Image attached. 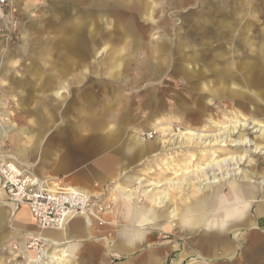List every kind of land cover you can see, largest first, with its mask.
Segmentation results:
<instances>
[{"label": "rangeland", "instance_id": "obj_1", "mask_svg": "<svg viewBox=\"0 0 264 264\" xmlns=\"http://www.w3.org/2000/svg\"><path fill=\"white\" fill-rule=\"evenodd\" d=\"M247 31H251L249 37L256 34V47L264 44L261 42L264 34V0H0V152L14 160L13 157H18L20 150H26L24 157L16 159L17 163L38 176L64 185L59 181L63 179L62 173L65 171L58 170L61 159L58 164L48 160L52 161L55 154L69 150L66 145L71 142L104 139L107 134L104 129L109 127L111 111L114 110L116 123L129 124L131 129L129 127L125 134L122 130L117 131L115 144L103 147L104 151H119L120 139L133 141L137 137L154 144L145 153L147 156L133 154L136 164L128 172L123 170L122 177L95 184L97 193L91 195L105 201L109 211L102 226L94 221L92 227L112 225L115 209L122 201L152 202L155 201V194L163 192L168 193L173 206L174 203L180 204L183 197L192 198L193 201L199 194V180L206 178L202 172V177L198 174L200 167H208L229 157H241L248 151V148L229 147L228 151L223 152L224 148L220 145L213 146V139L228 132L238 120L248 125L264 124V106L256 104L250 113L242 114L237 110L246 107L245 102L222 99L211 104L212 100L206 99L205 102L191 90L189 96L185 95H188L187 91H176L185 107L197 106L194 114H188L191 124H186L183 116L173 114H165L166 118L154 117L157 104L155 81L151 75L157 63V48L168 51L176 41L188 40L191 46H195V54L189 56L198 57L202 65L207 60L218 58V52H222L223 57L231 53L234 56L231 49H243L247 42L242 35L246 36ZM200 33L202 38L196 36ZM213 48L215 50L209 56ZM239 51L235 55L241 56L246 52ZM247 57H241V62L249 60ZM163 58L168 60L167 56ZM222 67H225L223 61ZM191 70L181 61H176L174 72L163 79L180 82L183 78L190 82L195 78ZM41 76L43 80H40ZM255 78L254 83L258 85L255 89H263V75L256 74ZM22 82L21 88L19 85ZM208 87L200 89L207 90ZM168 89L169 94H175L171 86ZM193 89H196L195 84ZM57 90L61 91L59 96ZM167 92L164 93V102L171 104L172 96ZM212 96L221 99L225 95L219 92ZM230 103L235 114L230 112ZM254 108L259 111L256 115ZM188 130L209 137H203V140L195 137L192 141V136L184 134ZM244 130H240L234 138L243 132L252 142L262 144L261 147H252L251 157L240 163L237 175L226 177L228 173L235 174L232 165L223 170L218 167L215 173L220 172L219 177L223 176V180L234 179L240 187L247 188L242 183L245 175L255 181L264 176V142L261 139L264 133L256 132L257 128ZM205 139L212 140L204 144ZM229 141L234 143L233 140ZM66 165L69 167L72 164ZM139 175L144 181L127 188L131 191L126 192L121 188L119 193L114 189L115 185H124L127 176ZM187 178L191 187L183 189ZM168 181L179 183L178 187L172 188ZM152 183L164 185L155 188ZM130 184L133 183L130 181ZM256 186L261 194L264 184ZM6 203L7 200H0V204ZM9 218L4 222L10 224ZM13 231L25 233L11 225L0 228V264L27 263L19 240L6 242ZM51 231L57 232L39 230L31 236L41 238L44 232ZM155 231L162 241L181 243L185 242L186 233H189L179 225L171 233ZM113 237V234L104 236L107 242H112ZM32 238L26 243V249L36 255L42 242ZM43 245L44 250L48 248L45 246L47 243L43 242ZM66 258H63V262Z\"/></svg>", "mask_w": 264, "mask_h": 264}, {"label": "crops", "instance_id": "obj_2", "mask_svg": "<svg viewBox=\"0 0 264 264\" xmlns=\"http://www.w3.org/2000/svg\"><path fill=\"white\" fill-rule=\"evenodd\" d=\"M250 33L251 31H247L246 36L242 35L247 42L244 43L243 49L235 47L231 49V52H234L235 49L245 50L246 52L243 53L248 56L247 59L255 60L258 56L255 50L262 43L256 47V34L249 37ZM197 35L201 37V33ZM251 38L254 40L252 41ZM234 39H232V43ZM261 40L264 42V34H262ZM262 45L264 48V44ZM193 49L195 46H191L188 40L176 41L173 46L169 47L168 51L157 48L158 58L155 60L157 63L152 68L151 75L156 84H154V91L157 108L154 117L163 118L165 114H173L183 116L184 122L191 124V117L188 114H194L197 106L185 107L181 104L182 98L177 96L176 91H187L188 95H185L189 96L191 90V93L196 92L197 98H203L205 102L206 99L212 100L211 104L222 99L231 100L235 103L244 102L242 97H240L241 100L237 101L229 99L227 96L219 99L210 95L205 89L199 90L204 86H220L221 80L219 82V78L216 77L219 73L216 68L222 69L219 67L222 58H225V60L223 59L224 65L229 66L228 62H231L232 53L224 54L228 56L223 57L222 52H218V58L207 60L201 65L197 60L198 57L189 56L195 54ZM210 50L209 56L213 54L215 48ZM253 51L254 56L252 57ZM164 56H167V61L163 58ZM262 58H258V60ZM176 61H181L184 66L192 68L195 78L191 79L190 82L181 78V83L164 80V76L174 72L173 65ZM213 61H215L214 65L211 63ZM205 70L209 72H205ZM226 75L228 76L229 73L227 72ZM240 78L241 76H237L238 80ZM41 79H44L43 76L40 77ZM21 80H23L22 77ZM23 84V82L20 83L19 87L22 88ZM193 84H195L196 89H193ZM169 86L175 90V94L167 92ZM38 88L42 89V87ZM166 92L172 96L173 103L164 102V93ZM60 93V90L56 91L58 96ZM254 105L256 104L251 102L246 104L249 113ZM111 112V122L109 127L104 129L107 130L104 139L89 140L86 143L71 142V144L66 145L69 150L59 155L55 154L52 161L48 160L50 163L58 164L61 159L62 164L58 170L65 171L62 173L63 179H59V181L65 183L64 185L78 187L90 194H95L97 193L95 188L97 182L122 177L123 170L126 169L125 171L128 172L135 166L136 160L133 154L143 155L149 152L154 143L144 142L137 137L132 139L133 141L120 139L119 146L121 145V149L119 151H104L102 149L109 144H115L114 135L117 131L122 130L125 134L129 127L131 129L129 124H117L116 111L112 110ZM134 135L136 136V134ZM26 154V150H20L17 156L24 157ZM145 156L147 155L145 154ZM18 157H13L14 161L17 162ZM70 163L72 165L68 167L66 164ZM65 165L66 169H64ZM139 178L141 175L127 176L124 185H115L114 189L120 193L121 187H123V190L128 192L127 190L130 189L127 188L137 185ZM129 180L133 184H130ZM238 186L240 191L241 187L239 184ZM223 189L219 192L214 204L210 200L214 188L199 191L197 198H194L193 201L192 198L183 197V203L177 205L174 203V208L178 212V217L175 219L164 217L170 206L161 208L155 205L153 201L145 202L142 200L134 203L122 201L115 209L112 225L105 228H94L86 220L75 219L64 230L44 232L42 236L43 239L52 241L62 251L70 253L63 264H264V191L261 194L258 192V194L254 193L250 187L242 188L248 194V198L242 204L237 193L232 192L227 184ZM252 194H256V196L253 198ZM4 199L6 200V197L4 198L0 194V200ZM253 203L254 206H251ZM20 213L21 216H19ZM8 218L11 220L10 224L4 222ZM162 220L166 223L162 224ZM10 225L25 233L10 232L6 242L9 243L18 239V244L21 247L22 243L26 246L28 240L32 238L31 234H37L39 231L28 208L21 207L15 210L9 203L0 204V228ZM177 225L183 231H189L186 233L184 243L162 241L158 238L155 229L171 233ZM106 234L114 235L112 242H107L104 238ZM75 259L76 261L72 263Z\"/></svg>", "mask_w": 264, "mask_h": 264}, {"label": "bare ground", "instance_id": "obj_3", "mask_svg": "<svg viewBox=\"0 0 264 264\" xmlns=\"http://www.w3.org/2000/svg\"><path fill=\"white\" fill-rule=\"evenodd\" d=\"M237 52H239V50L235 49L233 52L234 56H232L230 58L231 62L230 61L228 62L230 64L229 66L222 67V63H221L222 69L216 68V70L219 72L216 77L219 78L218 81L219 80L222 81V84L220 83L221 85L219 87H212V88L207 86L208 89L206 91H208L209 94H212V95L215 93L221 92V94H223V95L227 96L229 99H233V100H237V98L242 97L245 104H247L248 102H250L249 100H251L255 104H258V105L262 104L264 106V88L261 90H258V89L256 90L255 88L258 87V85L254 83V81L256 79L255 78L256 74H262L264 77V59H263L264 58V48H263V45H261V47H259V49L256 48V50H255V52L258 53V56L256 57L257 60H258V58L263 57L259 61L254 62V61H250V60H247V61L245 60L242 63L241 57L244 58V56L246 57V55L244 53L241 54V56H240V54L235 55ZM253 56H254V54H253ZM223 59L225 60V58H222V59H220V61H223ZM211 63L214 65L215 61H213ZM190 72L193 73L192 70ZM205 72H209V71L205 70ZM227 72L229 73L228 76L226 75ZM249 73H251V74H249ZM237 76H241L240 80L237 79ZM227 82L229 83V85H227ZM241 89L243 90V91H241L243 93L239 92ZM230 106H231V103H230ZM235 106L236 105H234V107ZM232 108L233 107L231 106L230 112L232 114H235V113H233ZM254 110H255V115L258 114V112H259L258 109L254 108ZM237 111L244 114L245 112H247L249 110L246 109V107H243L240 110L238 109ZM243 128H245L246 131L248 129L252 130V129L257 128L256 132L264 133V124H262V123L261 124L251 123L248 125L247 123H243V122H240L238 120V121H235L234 124L231 125V129H229L228 132H223V133H221V135L217 139H215V138L213 139V140H215V144L213 146L220 145L221 147L224 148V149H222L223 152L228 151L229 147H236L237 149L248 148L247 154H244L241 157L235 156V157H233V159H230V157L226 158V159H221L217 162H215V160L217 158V155L215 154L216 155V158H214L215 163H211L210 165H208V167H200L197 170L199 175H201L200 173L202 172L206 176L205 179L199 180L200 185H199L197 190L198 191H202V190L207 191L210 188H214V190L211 193V199H210V200H212V204L215 203L216 198L219 195V192L223 189V187L226 184L229 186V188L232 192L237 193V196H238L239 200H241L240 202L242 204L244 203V200H246L248 198V194L244 190L246 188L241 186L244 189L240 188V191H239V189H238L239 183H237L236 180H234V179H227V180L224 179L223 180V178H224L223 176L219 177V175H221L220 172L215 173V170L217 171L218 167H220V169L223 170L222 168H224V167L229 168L232 165L233 171L235 170L236 172H235V174L228 173V174H226V177L231 178V177H233V175H237V171L240 170V168H239L240 163L243 160H247L248 158L251 157V153H253L252 147L256 146V149L261 147L262 144H257L255 142H252V140L249 138L248 134H245L243 132L239 135L238 138H234L236 135H238L240 133V130H242ZM184 134H189L190 136H192L193 137V139H191L192 141L195 140V137H197L196 139L202 138V140H203V137L204 138L209 137L208 135H204V134H201V133L193 131V130H188V131L184 132ZM229 139L233 140L234 143H230ZM261 139L264 142V135L263 134L261 136ZM208 140H212V139H208ZM208 140L205 139L204 144H206L208 142ZM170 142H169V144H170ZM262 149H264V148H262ZM259 151H261V150H259ZM213 157H212V159H213ZM222 163L223 164L227 163V164L223 165ZM211 171H214V173L211 174L210 173ZM200 177H202V175ZM139 181H140V183H142L144 181V178H139ZM184 181H186V182H184V184H183V185H185V187H183V189H189L191 187V183L189 182V179L187 178V180L185 179ZM167 183L171 184L173 186L172 188H177L178 187L177 185L179 184L175 181H168ZM242 183L244 184L245 187H250L252 189V191H254V193H257L260 191L257 189L258 186H256V184H259L260 186H262L264 184V176L259 181H255V180H251L247 175H245L242 179ZM152 185L155 186V188H158V187H162L164 184L152 183ZM192 185L194 186V184H192ZM121 188H123V187H121ZM0 194L5 198V196L3 195V193L1 191H0ZM255 196H256V194H252L253 198ZM153 202L155 203V205H157L161 208H167L168 206H170L169 211L167 212L166 215H164V217H169L172 219H175L178 217V212L174 208L173 202H172L170 196L168 195V193L163 192L162 194H158V195L155 194V201H153ZM182 202H184V201H182ZM253 202H254V200H253ZM19 216H21V213ZM24 216H25V214H24ZM64 229H62V230H64ZM62 230H59V231H62ZM32 239H36V240L42 242V246L40 249L36 248L39 250V252H38V254L35 255V253L28 251L26 249L25 244L22 243V249L25 252V256H27V263H25V264H63L64 263L63 258L67 257L68 254H70L68 252L62 251L59 247H57V245H55L54 243H50L49 240L45 241V239H43V237H41V238L33 237ZM43 242L48 244V245H45V246H48V248L45 250L43 249V247H44Z\"/></svg>", "mask_w": 264, "mask_h": 264}, {"label": "built area", "instance_id": "obj_4", "mask_svg": "<svg viewBox=\"0 0 264 264\" xmlns=\"http://www.w3.org/2000/svg\"><path fill=\"white\" fill-rule=\"evenodd\" d=\"M0 191L15 210L28 208L41 231L62 230L78 218L91 224L96 221L102 226L109 211L101 198L78 187L38 176L1 152Z\"/></svg>", "mask_w": 264, "mask_h": 264}]
</instances>
